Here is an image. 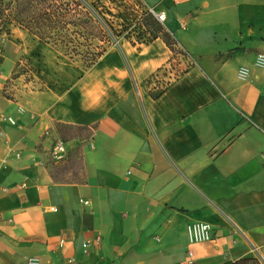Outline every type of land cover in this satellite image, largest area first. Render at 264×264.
I'll list each match as a JSON object with an SVG mask.
<instances>
[{
	"label": "crops",
	"instance_id": "0c3cea01",
	"mask_svg": "<svg viewBox=\"0 0 264 264\" xmlns=\"http://www.w3.org/2000/svg\"><path fill=\"white\" fill-rule=\"evenodd\" d=\"M143 2L175 54L121 39L77 74L0 29V264H264V0ZM194 222L213 240L188 244Z\"/></svg>",
	"mask_w": 264,
	"mask_h": 264
},
{
	"label": "trees",
	"instance_id": "16d2710c",
	"mask_svg": "<svg viewBox=\"0 0 264 264\" xmlns=\"http://www.w3.org/2000/svg\"><path fill=\"white\" fill-rule=\"evenodd\" d=\"M107 2L115 8L101 0H0V29L8 31L7 25L17 26L84 71L121 39L133 38L132 46L139 48L160 38L176 53V40L146 11L143 0ZM161 93L159 90L151 97Z\"/></svg>",
	"mask_w": 264,
	"mask_h": 264
},
{
	"label": "built area",
	"instance_id": "2783aa9c",
	"mask_svg": "<svg viewBox=\"0 0 264 264\" xmlns=\"http://www.w3.org/2000/svg\"><path fill=\"white\" fill-rule=\"evenodd\" d=\"M146 11L149 12L156 19L158 23L163 24L165 20V14L163 12H156L155 10L149 7L146 9ZM243 73L244 72L240 70V75H242ZM3 120L7 121L10 124H14V121L10 117H5L3 118ZM65 153H66V147L64 142L62 141L53 142L49 151V156L53 162H59L63 160ZM83 204L87 205L88 202L84 201ZM186 236H187L188 244L190 245L199 242L210 241L213 240L214 238L213 228L211 225L204 222H194L186 226ZM97 241H99V238L95 237L94 242ZM90 243L91 241H85L82 244V250L84 254H87ZM62 244H63V240H60L59 247H61ZM187 255L189 258H192V252L189 251ZM25 264H39V261L36 257H29L26 258Z\"/></svg>",
	"mask_w": 264,
	"mask_h": 264
},
{
	"label": "rangeland",
	"instance_id": "374dc122",
	"mask_svg": "<svg viewBox=\"0 0 264 264\" xmlns=\"http://www.w3.org/2000/svg\"><path fill=\"white\" fill-rule=\"evenodd\" d=\"M89 1H92V0H89ZM102 4H105L106 6H110L111 8H115V5H110L107 0H101ZM118 4V3H117ZM120 10H123L121 7H120ZM114 13L116 11H113ZM124 41H122L123 44H127L128 46L129 45H132L133 43H135V39H131L130 40H125L123 39ZM120 40H118L115 44L118 46V42ZM59 60H62L63 62L67 63V66L69 68V70L73 71V72H76L77 74H81L83 72V69L80 67V65L78 64H75V63H72L70 62L69 60H66L65 58L59 56L58 58ZM183 61H178L175 60L172 62V65H171V70H170V74L168 75H165V77H162V76H159V75H156V77H153V79L151 81H149V84L147 85V90L150 91V93L154 94L156 93L157 90H160V89H163L164 87H166L168 84H169V81L173 78H175L179 73H181L184 69H186L190 63L187 61V63L185 62V60H187L186 58L182 59Z\"/></svg>",
	"mask_w": 264,
	"mask_h": 264
}]
</instances>
